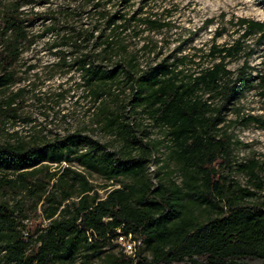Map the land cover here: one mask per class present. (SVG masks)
<instances>
[{"label": "trees", "instance_id": "16d2710c", "mask_svg": "<svg viewBox=\"0 0 264 264\" xmlns=\"http://www.w3.org/2000/svg\"><path fill=\"white\" fill-rule=\"evenodd\" d=\"M144 2L9 0L2 7L0 0V90L16 81L9 69L35 40V15L44 25L38 36L50 38L51 51L81 72L105 127L124 141L120 151L81 132L41 140L16 131L0 139V264H72L81 253L102 258L106 249H121L119 230L141 239L150 256L142 255L141 246L135 256L121 249L109 264H264V200L245 205L257 194L224 187L214 166L231 157L227 117L233 101L257 78L246 72L247 64L230 69L227 59L241 54L247 38L264 41V21L239 18L243 32L231 45L213 41L205 54L209 66L187 71L188 55H181L141 67L126 35L169 25L158 14L144 13ZM35 6L46 8L30 13ZM259 78L264 84V75ZM115 85L127 97L123 109L113 111L105 94L113 95ZM14 100H0V127L15 111ZM235 121L264 127L253 114ZM147 126L170 141L181 184L155 186L148 176L152 150L162 140L143 142L141 136L151 134ZM246 167L263 188L258 162ZM94 173L104 183L97 186L89 176ZM39 208L46 223L33 230L27 221Z\"/></svg>", "mask_w": 264, "mask_h": 264}, {"label": "rangeland", "instance_id": "374dc122", "mask_svg": "<svg viewBox=\"0 0 264 264\" xmlns=\"http://www.w3.org/2000/svg\"><path fill=\"white\" fill-rule=\"evenodd\" d=\"M8 2L9 0H1L2 7ZM144 4V13L158 14L169 25L160 30L145 29L135 37L126 35L129 49L137 52L141 67L164 58L172 61L181 55H188L185 66L187 71L209 66L212 60L205 57V54L213 41L218 45H231L243 32L239 18L264 21V0H145ZM137 6L138 3L135 7ZM45 8L35 6L30 13L43 11ZM28 10L29 8L26 9ZM32 17L30 24L35 40L9 69L14 73L15 83L0 90V100L13 97V106L16 108L2 119L4 123L0 127V139L16 131L26 137L34 134L41 140L81 132L107 142L111 149L124 151V141L117 130L105 127V116L100 114L97 104L87 96L81 72L75 66L64 65L60 54H56L55 49L51 51L48 41L50 38L38 36L44 27L42 20L35 15L30 18ZM218 32L222 35L216 37ZM257 38H247L241 54L227 59L230 69L237 70L247 64L246 72L257 78L252 87L245 88L237 95L228 114V129L234 140L230 159H219L214 163L224 187L234 190L241 186L257 194L246 199L245 205H254L258 199L264 200V187L256 185L258 180L249 174L246 167L252 161L258 162L256 171L264 186V127L254 122L245 125L235 121L248 114L264 120V84L259 78L264 75V41L259 43ZM200 56L203 57L200 59ZM66 62L72 63L73 58L68 57ZM112 93L113 95L105 94L106 106L109 110H122L126 93L123 94L117 85L113 87ZM116 94L120 95L116 97ZM147 127L151 134H148L149 137L140 134L143 142L148 139L162 140L159 148L152 150L148 176L155 186L159 181L181 184L182 172L170 157V141L156 128ZM73 168L83 170L77 163H74ZM89 176L97 186L104 183L98 174ZM100 193L105 195L102 189ZM198 212L202 217L207 216L205 211ZM27 222L33 230L36 224L46 223L41 209L32 212ZM120 250L119 247L106 249L102 258H90L81 253L72 264H109L110 256L119 254ZM139 250L143 256H150L144 245Z\"/></svg>", "mask_w": 264, "mask_h": 264}, {"label": "built area", "instance_id": "2783aa9c", "mask_svg": "<svg viewBox=\"0 0 264 264\" xmlns=\"http://www.w3.org/2000/svg\"><path fill=\"white\" fill-rule=\"evenodd\" d=\"M116 242L119 244L123 252L130 256H135L138 248L143 245L141 239H136L131 233L125 234L121 230H119Z\"/></svg>", "mask_w": 264, "mask_h": 264}]
</instances>
